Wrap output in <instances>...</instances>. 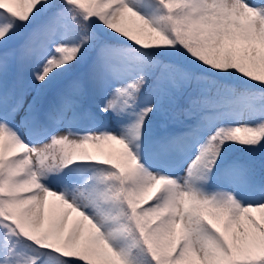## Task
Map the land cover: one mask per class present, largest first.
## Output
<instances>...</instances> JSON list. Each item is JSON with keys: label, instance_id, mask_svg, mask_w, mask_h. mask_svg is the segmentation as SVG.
<instances>
[{"label": "snow or ice", "instance_id": "snow-or-ice-1", "mask_svg": "<svg viewBox=\"0 0 264 264\" xmlns=\"http://www.w3.org/2000/svg\"><path fill=\"white\" fill-rule=\"evenodd\" d=\"M0 264H264V0H0Z\"/></svg>", "mask_w": 264, "mask_h": 264}, {"label": "trees", "instance_id": "trees-1", "mask_svg": "<svg viewBox=\"0 0 264 264\" xmlns=\"http://www.w3.org/2000/svg\"><path fill=\"white\" fill-rule=\"evenodd\" d=\"M258 215V214H257Z\"/></svg>", "mask_w": 264, "mask_h": 264}]
</instances>
